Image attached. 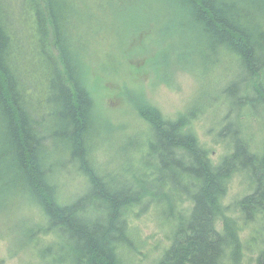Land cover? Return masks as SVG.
Segmentation results:
<instances>
[{
	"label": "trees",
	"instance_id": "1",
	"mask_svg": "<svg viewBox=\"0 0 264 264\" xmlns=\"http://www.w3.org/2000/svg\"><path fill=\"white\" fill-rule=\"evenodd\" d=\"M94 2L99 10L93 12L89 0H0V209L26 198L42 210L43 227H23L25 240L35 245V264H130L122 249L137 246L126 215L158 197L170 216V241L151 264H240L239 220L229 214L224 197L232 175L247 172L253 190L236 201L234 211L244 220L264 213V152L251 149L239 119L220 128L229 152L214 163L187 128L194 103L169 117L147 98L142 84L137 90L121 85L118 94L149 128L145 165L130 171L126 163L113 171L96 166L92 151L108 121L97 113L102 78L93 77L90 31L104 21L98 11L106 9L115 18L117 9L115 0ZM117 4L131 20L118 30L124 53L142 57L129 63L136 73L147 74L150 67L158 81L171 84L181 70L208 72L228 58L237 63L238 75L225 81L226 97L238 109H264V0ZM182 33L187 37L176 36ZM242 81L250 90L242 89ZM76 146L92 150L70 160L84 171L87 187L62 199L64 150ZM147 183L153 192L139 200ZM182 196L191 202L188 212L172 201ZM42 229L53 231L54 238L44 242ZM257 264H264V249Z\"/></svg>",
	"mask_w": 264,
	"mask_h": 264
},
{
	"label": "rangeland",
	"instance_id": "2",
	"mask_svg": "<svg viewBox=\"0 0 264 264\" xmlns=\"http://www.w3.org/2000/svg\"><path fill=\"white\" fill-rule=\"evenodd\" d=\"M94 1L100 0H89V9L93 12L98 8ZM114 8L117 9L115 18L106 9L102 8L98 11L104 21L101 25H98L99 21L95 24L97 30L90 31L92 36L89 41L93 77L102 78L97 81L103 91L98 94L97 113L100 114L102 111L109 122H104L108 126L104 131H108L101 130L100 141L96 142L93 151L94 162L98 169L107 168L113 171L126 163L130 171L145 165L142 155L149 128L144 120L129 109L118 94L121 85L126 89L137 90L142 84L144 89H141L146 93L147 98L169 117L189 109L194 103L195 116L191 118L187 128L197 135L214 163H217L223 154L229 152L228 142L222 139L220 128L234 119H239L238 121L242 123L254 151L258 152L263 148L264 109L251 110L248 106L238 109L232 104L233 98H227L222 90L229 83L225 82L227 78L237 77L236 62L223 58L215 66L207 67L208 72L195 70L193 73L189 69L185 72L181 70L173 77L171 84L158 81V76L150 67L147 69V74L136 73L130 64H138L142 57L137 54L129 58L124 53L126 47L121 45L117 36L119 28H125L131 20L124 14L117 0ZM186 34H176V36L187 37ZM153 37H157V34L153 33ZM165 57L167 55L163 54L159 59L160 62ZM256 81L258 82L259 78H256ZM120 138L124 141L121 142ZM65 162L67 178L61 177L63 182L60 181L62 199H64L62 196L70 195L74 191H82L87 183L80 165L72 164L69 159H65ZM251 185L247 172H237L229 179L228 190L224 197V203L229 205L231 212L229 214L236 215L239 220V233L243 246L240 264H257L258 256L264 246V213L258 212L253 220H244L237 211H234L233 205L236 201L246 193L252 192ZM145 199L147 200V197ZM159 199L161 200L153 197L144 210L133 207L128 211L129 233L134 235L137 248L132 251L125 247L122 249V256L130 264H151L160 251L169 244L170 234L168 235L167 231L171 228V221H168L170 216L162 210L163 205L160 203L162 200ZM174 200L180 211L188 212L191 206L188 197L182 196L172 201ZM165 201H169V198ZM8 206L7 209H0V264L38 263L35 245L28 239L25 240L23 227L25 224L43 227L42 210L26 198L13 199ZM45 232L42 229L40 238L44 242L51 241L54 232L51 230Z\"/></svg>",
	"mask_w": 264,
	"mask_h": 264
},
{
	"label": "bare ground",
	"instance_id": "3",
	"mask_svg": "<svg viewBox=\"0 0 264 264\" xmlns=\"http://www.w3.org/2000/svg\"><path fill=\"white\" fill-rule=\"evenodd\" d=\"M96 9H98V8H96ZM99 10V9H98ZM101 17V16H100ZM106 21V20H105ZM112 25H113V22H112ZM227 84V83H226ZM229 84V83H228ZM240 86L244 89V90H250L249 88H247V86L244 84V82L242 81L241 83H240ZM248 87H252L251 85H249ZM255 94H256V92H255ZM254 94V95H255ZM49 118V117H48ZM47 118V122H49V119ZM54 145V144H53ZM51 146H52V144H51ZM250 146H251V143H250ZM54 147V146H53ZM77 147V146H76ZM79 147V146H78ZM75 148L74 150H64V158L65 159H69V160H75V159H77V158H79V157H81V155H82V157H88V156H90V154H91V148H89V149H86V150H81L80 148ZM54 149H56V150H54ZM52 148V150H50L51 152H52V155H53V157H56L55 155H58L57 154V151H58V145H57V143H56V147L55 148ZM251 149L254 151V149L251 147ZM264 152V146H263V148L261 149V150H259L258 152H257V154H259V155H261L262 153ZM92 153H93V151H92ZM85 187H87V185L85 186ZM153 186H152V184H150V183H147V184H145V185H143V187H141V189H140V194H139V200L140 199H145L148 195H150V194H152V192H153V188H152ZM128 215V214H127ZM127 215H126V220H127ZM256 215H257V212L255 213L254 212V215L249 219V220H253V219H255V217H256ZM264 249V246L262 247V249H261V251Z\"/></svg>",
	"mask_w": 264,
	"mask_h": 264
}]
</instances>
